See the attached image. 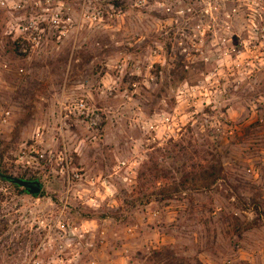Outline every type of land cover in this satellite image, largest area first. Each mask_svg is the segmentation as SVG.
Segmentation results:
<instances>
[{
	"label": "rangeland",
	"instance_id": "374dc122",
	"mask_svg": "<svg viewBox=\"0 0 264 264\" xmlns=\"http://www.w3.org/2000/svg\"><path fill=\"white\" fill-rule=\"evenodd\" d=\"M109 3L0 0L1 172L42 183L29 197L0 181V264H69L80 242L89 253L75 264H114L123 247L124 264H264V72L223 88L215 112L202 111L174 140L159 141L150 121L171 115L179 90L201 85L217 66L170 52L197 17ZM218 3L229 9L233 0ZM18 27L44 30L33 50L36 32ZM242 27L236 20L234 33ZM156 46L159 62L151 58ZM68 99L100 111L97 132L60 114ZM216 113L229 121L218 131L203 116ZM60 123L72 169L82 175L70 187L46 177L42 165L34 171L18 162L37 133L56 151ZM218 163L215 185L199 181L198 167ZM61 213L69 227L91 221L93 230L67 237L54 225Z\"/></svg>",
	"mask_w": 264,
	"mask_h": 264
},
{
	"label": "built area",
	"instance_id": "2783aa9c",
	"mask_svg": "<svg viewBox=\"0 0 264 264\" xmlns=\"http://www.w3.org/2000/svg\"><path fill=\"white\" fill-rule=\"evenodd\" d=\"M103 1H112L108 5L110 8L115 5H129L137 10L150 8L165 15L198 18L194 27L185 32L182 30L179 35L175 36L170 52L186 61L194 59L206 64H214L217 67L214 72L204 78L201 85L196 87L184 85L179 90L177 108L171 115H157L154 120L150 121L149 130L159 141L174 140L173 136L179 134L183 128L196 123L194 117L202 111L215 112L217 110L215 98L222 94L223 88L238 86L256 74L264 72V0H233V5L229 9L220 6L218 2L221 0H189V3L182 0ZM100 14H108V11L96 12L97 16ZM238 19L245 25L242 27L245 36L239 40L237 50H231L228 47L232 40L228 36H231L233 23ZM17 31L21 34L36 32V37L32 39L30 46V50H33L40 43L44 30L41 27H18ZM62 34V31L59 32L56 39L60 40ZM209 43L210 49L208 48ZM221 46L225 47L220 50ZM159 53L160 48L157 46L151 51V58L155 62H159ZM121 68L122 66L118 67L119 70ZM262 104L258 103L259 106H264V101ZM252 109L256 110L257 106L253 105ZM59 110L64 118L79 119L86 124L89 131L97 132L100 122L98 112L100 111L91 109L83 100L68 99L66 103L61 101ZM9 116L8 111L4 113L3 124L7 123ZM203 116L205 124L217 128V131L226 128L229 124L223 113ZM61 121H63L62 117ZM62 125L60 123L59 127L61 144L56 151L47 149L42 133H37L32 142L21 151L18 162L22 167L25 166L28 170L34 171L37 169L33 168V164L42 165L49 170L46 177L61 178L66 182L67 187H70L73 182L81 181L82 175L72 169V158L64 141ZM159 133H161L160 138L157 136ZM88 183L92 186L96 184L94 179H89ZM100 187L105 189L106 184L100 182ZM54 225L60 233L67 237L82 238L88 234L84 226L69 227V224L63 221L62 213L55 219ZM59 262L62 261L59 260Z\"/></svg>",
	"mask_w": 264,
	"mask_h": 264
},
{
	"label": "crops",
	"instance_id": "0c3cea01",
	"mask_svg": "<svg viewBox=\"0 0 264 264\" xmlns=\"http://www.w3.org/2000/svg\"><path fill=\"white\" fill-rule=\"evenodd\" d=\"M233 30H234V28L232 27L231 36L230 35L228 36L229 39L231 38V40H232V43L229 44L228 48H230L231 50H237V44H238L239 40L242 39L245 36V34H244L243 30H242V33L238 36V35H236L234 33ZM224 47L221 46L219 49L222 50ZM83 226L87 229L88 234L90 233V231L93 230L91 228V221L86 222ZM129 232H131V230H129ZM88 234H85V235H88ZM85 235H84V237H86ZM134 236H137L136 232H135ZM85 244H86V242H85ZM77 246H78L77 254H76L75 257H73V258L68 260L69 264H75L77 257H79L80 255H81V257H84L86 254L89 253V249H87L89 247V244L88 245L86 244V246H84V243L80 242ZM125 250L126 249L123 247V251L120 252L119 254H116V255H118L116 257H119V258H117L116 260L114 259L116 261V262H114V264H124L125 259L122 257V255H123V252H125ZM114 260H112V261H114Z\"/></svg>",
	"mask_w": 264,
	"mask_h": 264
},
{
	"label": "water",
	"instance_id": "95a60500",
	"mask_svg": "<svg viewBox=\"0 0 264 264\" xmlns=\"http://www.w3.org/2000/svg\"><path fill=\"white\" fill-rule=\"evenodd\" d=\"M0 180L18 189H23L24 194L29 197H38L42 190L40 180L17 179L0 173Z\"/></svg>",
	"mask_w": 264,
	"mask_h": 264
},
{
	"label": "trees",
	"instance_id": "16d2710c",
	"mask_svg": "<svg viewBox=\"0 0 264 264\" xmlns=\"http://www.w3.org/2000/svg\"><path fill=\"white\" fill-rule=\"evenodd\" d=\"M1 161L2 157L0 156V173L2 174L1 170ZM153 162V160H152ZM199 172L197 174L199 181L203 182L206 186H212L215 185L216 182L219 180L222 169L221 165L218 163L216 166L209 165L207 167L201 166L198 167ZM3 174H6V172H3ZM2 181V180H0ZM16 189V187H15Z\"/></svg>",
	"mask_w": 264,
	"mask_h": 264
}]
</instances>
